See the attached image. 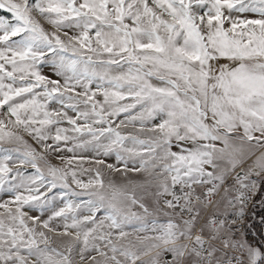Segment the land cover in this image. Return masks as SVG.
Returning a JSON list of instances; mask_svg holds the SVG:
<instances>
[{"label": "snow or ice", "instance_id": "snow-or-ice-1", "mask_svg": "<svg viewBox=\"0 0 264 264\" xmlns=\"http://www.w3.org/2000/svg\"><path fill=\"white\" fill-rule=\"evenodd\" d=\"M0 193V264H264V0H0Z\"/></svg>", "mask_w": 264, "mask_h": 264}, {"label": "built area", "instance_id": "built-area-1", "mask_svg": "<svg viewBox=\"0 0 264 264\" xmlns=\"http://www.w3.org/2000/svg\"><path fill=\"white\" fill-rule=\"evenodd\" d=\"M260 199L259 194H257L256 196L253 197L252 201L250 202V204L248 205V212L249 214H255L254 219L251 221L253 222V232L255 233V239L259 240L260 236H259V232H260V227L258 228V224H257V219H258V215L259 213V208L262 206H257V201Z\"/></svg>", "mask_w": 264, "mask_h": 264}, {"label": "rangeland", "instance_id": "rangeland-1", "mask_svg": "<svg viewBox=\"0 0 264 264\" xmlns=\"http://www.w3.org/2000/svg\"><path fill=\"white\" fill-rule=\"evenodd\" d=\"M45 74L50 75V72H48L47 70H45ZM108 162L111 163L112 160L110 159ZM83 167H84V168H89V167H92V164H91L90 162H85V163H83ZM83 179L86 181V180L88 179L87 175H85V176L83 177ZM118 179H119V178H118ZM8 199H10V196H9L8 194L0 193V203L4 202L5 200H8ZM61 206H62V205H61ZM0 211H3V210L0 209ZM263 212H264V206H263ZM260 216H261V214L258 215V221H259ZM261 229H262V228H261ZM262 230H264V229H262Z\"/></svg>", "mask_w": 264, "mask_h": 264}, {"label": "trees", "instance_id": "trees-1", "mask_svg": "<svg viewBox=\"0 0 264 264\" xmlns=\"http://www.w3.org/2000/svg\"><path fill=\"white\" fill-rule=\"evenodd\" d=\"M263 206L262 207H260L258 210H259V213L261 214V215H264V212H263ZM257 224H258V228L260 227V225H259V221H258V219H257Z\"/></svg>", "mask_w": 264, "mask_h": 264}, {"label": "crops", "instance_id": "crops-1", "mask_svg": "<svg viewBox=\"0 0 264 264\" xmlns=\"http://www.w3.org/2000/svg\"><path fill=\"white\" fill-rule=\"evenodd\" d=\"M262 209H263V208H262ZM259 229H260V231H262V229H261V226H260V228H259Z\"/></svg>", "mask_w": 264, "mask_h": 264}]
</instances>
